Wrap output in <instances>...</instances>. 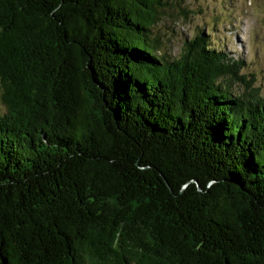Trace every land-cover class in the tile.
Returning <instances> with one entry per match:
<instances>
[{
	"label": "trees",
	"instance_id": "16d2710c",
	"mask_svg": "<svg viewBox=\"0 0 264 264\" xmlns=\"http://www.w3.org/2000/svg\"><path fill=\"white\" fill-rule=\"evenodd\" d=\"M165 3L0 0V264H264V97Z\"/></svg>",
	"mask_w": 264,
	"mask_h": 264
},
{
	"label": "rangeland",
	"instance_id": "374dc122",
	"mask_svg": "<svg viewBox=\"0 0 264 264\" xmlns=\"http://www.w3.org/2000/svg\"><path fill=\"white\" fill-rule=\"evenodd\" d=\"M153 30L170 57L180 54L185 40L209 34L216 48L244 60L241 72L253 75L264 97V0H166Z\"/></svg>",
	"mask_w": 264,
	"mask_h": 264
},
{
	"label": "water",
	"instance_id": "95a60500",
	"mask_svg": "<svg viewBox=\"0 0 264 264\" xmlns=\"http://www.w3.org/2000/svg\"><path fill=\"white\" fill-rule=\"evenodd\" d=\"M193 182L196 183V187H197V189H198L199 191H202V189H201V187L199 186V184H198L195 180H193ZM210 184H211V182H210Z\"/></svg>",
	"mask_w": 264,
	"mask_h": 264
}]
</instances>
